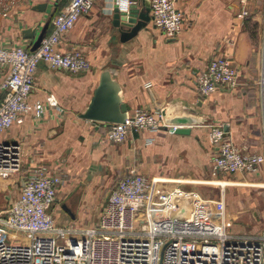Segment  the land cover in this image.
<instances>
[{"label": "crops", "instance_id": "obj_1", "mask_svg": "<svg viewBox=\"0 0 264 264\" xmlns=\"http://www.w3.org/2000/svg\"><path fill=\"white\" fill-rule=\"evenodd\" d=\"M43 2V10L33 8ZM68 2L0 0V44L31 48L43 28L44 36L51 31L53 16ZM176 2L184 15L177 36H166L151 17L135 36L121 41L112 25L111 0H94L90 11L81 14L61 35L57 46L64 52L79 49L90 67L73 72L39 62L28 100L44 101L52 92L59 108L47 107L40 117L29 111L2 132L4 140L20 143L23 168L0 179V186L16 189L17 196L25 169L46 164L64 180L57 194H65L60 205L56 194L50 211L54 217L59 209L63 211L61 220L55 217L58 224L80 228L97 223L107 199H101V187L109 181L110 173L125 175L136 170L153 179V188L167 194L169 206L160 211L163 214L186 216L192 210L204 214L216 210L220 201L228 220L255 226L264 222V163L248 174L220 171L239 181L218 178L221 173L218 177L212 174L216 145L208 138L210 124H221L241 152L264 153V0H250V14L244 18L237 15L238 0ZM27 27L34 28V37H24L22 30ZM217 54L230 57L238 70V82L235 87L221 85L204 94L198 88L197 73ZM106 68L120 83L130 112L145 106L163 110L169 121L185 116L175 124L190 131L169 132L166 127L133 130L122 142L109 141L106 123L78 115L88 105L99 73ZM7 72V66L0 69V81ZM210 176L212 179H207ZM211 183L222 187L218 200H211L199 189ZM176 190L182 195L175 196ZM158 197L154 193L153 198ZM98 205L99 211L92 214ZM232 227L228 231L236 233Z\"/></svg>", "mask_w": 264, "mask_h": 264}, {"label": "built area", "instance_id": "obj_2", "mask_svg": "<svg viewBox=\"0 0 264 264\" xmlns=\"http://www.w3.org/2000/svg\"><path fill=\"white\" fill-rule=\"evenodd\" d=\"M238 2L237 15L248 16L250 0ZM93 3L69 0L53 16L51 31L35 49L0 44V69L8 67L0 81V179L23 168L20 143L4 140L2 132L29 111L40 117L47 107L59 108L52 92L44 101L28 100L39 62L73 72L90 67L79 49L64 52L57 46L61 35ZM150 11L166 36L181 32L184 15L176 0H150ZM237 76L230 57L217 54L197 73L196 82L202 93L210 94L221 85L235 87ZM177 126L166 123L160 110L137 106L125 121L108 123L105 135L109 141L122 142L133 130L166 127L174 132ZM208 138L216 145L214 175L220 171L248 174L264 163V153L241 152L221 124H210ZM63 181L46 164L29 167L19 194L0 212V264H264V228L255 234L229 232L231 222L220 201L216 210L204 214L197 210L186 216L163 214L160 211L169 206L167 194L153 188V179L136 170L118 179L96 224L80 228L58 224L50 206ZM154 193L159 197L154 199ZM179 194L181 190H176L175 196Z\"/></svg>", "mask_w": 264, "mask_h": 264}, {"label": "water", "instance_id": "obj_3", "mask_svg": "<svg viewBox=\"0 0 264 264\" xmlns=\"http://www.w3.org/2000/svg\"><path fill=\"white\" fill-rule=\"evenodd\" d=\"M45 5V2L37 3L33 8L43 10ZM110 11L114 31L119 33L121 41H126L135 36L151 18V14H149L150 0H111ZM45 31V28H43L38 34L31 49L39 46ZM22 34L24 37H34V28H24ZM130 110L131 105L123 99L120 83L114 77L113 72L106 68L99 73L98 83L88 105L78 115L81 118L98 120L108 124L110 122L125 121ZM161 112L164 121L169 124L181 123L182 120L186 119L185 116H176L171 118V122L168 118H165L164 111ZM189 131V127L181 125H178L174 130L176 133H188Z\"/></svg>", "mask_w": 264, "mask_h": 264}, {"label": "rangeland", "instance_id": "obj_4", "mask_svg": "<svg viewBox=\"0 0 264 264\" xmlns=\"http://www.w3.org/2000/svg\"><path fill=\"white\" fill-rule=\"evenodd\" d=\"M262 12H264V7L262 8ZM263 23H264V13H263ZM28 169H29V167L27 169H25V171H24L25 174H26V172H28ZM219 173H221L219 177L216 175L218 178L232 179L234 181H239V180H237L236 176L234 177L233 174H225V172H219ZM121 174L122 173H117V174L112 175V172L110 173L109 181L104 183L102 185V187H101L102 190H103L102 191L103 194H102L101 199H103V198L105 199V198L108 197V195H109L110 191L112 190V188L114 187L115 183L118 181V179L120 177H122L123 174L122 175ZM22 176H23V174H22ZM212 176H213L214 179L217 178L214 175H212ZM212 176L208 177L207 179H212ZM64 179H66V177ZM103 181H105V179H103ZM205 184H207V183H205ZM208 185L205 186V188L200 186L199 189H202L203 192L205 190V193L207 194V196L212 197L211 200H218V195L220 194V191H221L222 187L219 184H214V183H211V184H208ZM13 187H16V186H13ZM209 187H210V189L212 191H209ZM225 187H227V186H225ZM227 189L228 188H226V190ZM213 193H215V194H213ZM16 194H17V190L16 189H11L9 187H6L5 185H1L0 186V212H4L6 210L7 206L10 204V202L16 197ZM64 194L65 193H63V191L62 192L59 191L58 194H57L58 197H59V201H58L59 205H60L61 199L63 198ZM11 195H12V197H11ZM216 195H217V197H216ZM9 197H11V198L9 199ZM226 197H228V194L226 195ZM226 201H227L226 202V209H227L228 200L226 199ZM230 202H231V200H229V203ZM100 207H101V205L100 206L98 205V208L96 209V211L92 212V214H94L95 212L97 214V212L99 211ZM251 211H252V209L249 211V214L252 213ZM63 215H64L63 211L59 209V213L57 215H55V217H58L59 220H61V216H63ZM93 221H94V219H93ZM244 221H247V220H244ZM230 222H231V226H233L232 229L234 231H236V233H248V232L253 233V232H256V231L258 232V231H261L263 229V227H264V222L263 221L261 222V224L259 226L258 225L255 226V225H252V224H248V221L247 222H239V221L238 222H234L233 220L232 221L230 220ZM20 234L22 235V233H20ZM16 241H22V240H12V242H16Z\"/></svg>", "mask_w": 264, "mask_h": 264}]
</instances>
